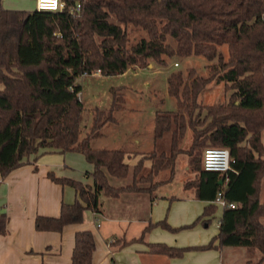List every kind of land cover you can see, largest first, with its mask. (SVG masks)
Segmentation results:
<instances>
[{
	"label": "trees",
	"instance_id": "obj_1",
	"mask_svg": "<svg viewBox=\"0 0 264 264\" xmlns=\"http://www.w3.org/2000/svg\"><path fill=\"white\" fill-rule=\"evenodd\" d=\"M65 1L67 7L54 12L6 9L0 0V173L7 177L45 148L81 152L94 164V171L88 173L94 177V188L50 175L74 186L80 200L63 204L59 217L38 216L37 230L61 231L68 224L82 223L86 210L103 212L102 197L153 195L161 182L156 177L166 170L173 175L181 145L191 131L188 154L198 176L185 188H195L198 198L211 201L223 188L226 199L236 203L235 208H223L214 240L264 255V0ZM77 3L81 10L72 14L70 8ZM135 31L144 33L132 40ZM222 46L227 47V58L220 51ZM192 56L217 59L219 66L207 77L193 70L186 76L181 71L170 74L168 92L177 111L155 113V148L136 165L125 161L124 148L93 145L107 123L117 122V113L124 107L125 96L117 87L111 88L109 107L95 108L92 128L84 134L82 85L77 81L82 74L100 71V75L114 76L133 65L146 68L154 61L166 66L170 58ZM214 78L224 82L231 94L227 101L203 105L200 96ZM201 109L205 115L195 119V111L200 116ZM167 133L170 146L166 150L158 143ZM204 147L230 150L225 187L220 184L223 177L206 171L203 158L200 163L194 155ZM146 159L152 164L141 174ZM129 177L131 182L121 183ZM215 209L209 204L196 222ZM5 226L3 219L0 232H6ZM157 226L176 230L161 221L148 225L139 240ZM133 241L125 240L121 246ZM213 246L212 241L197 248ZM95 247L91 231L78 232L73 264H93ZM151 248L171 257L191 249L162 243ZM263 262L264 256L256 264Z\"/></svg>",
	"mask_w": 264,
	"mask_h": 264
},
{
	"label": "crops",
	"instance_id": "obj_2",
	"mask_svg": "<svg viewBox=\"0 0 264 264\" xmlns=\"http://www.w3.org/2000/svg\"><path fill=\"white\" fill-rule=\"evenodd\" d=\"M2 4L6 9H36L35 0H2ZM151 66L153 63L148 67ZM127 74L128 71L119 76ZM125 85L121 86L126 87ZM155 113L145 126L130 132L132 134L128 140L123 136L111 140L112 136H109L108 131H104L109 124L119 123L117 117V122L107 123L102 128L99 137L93 141L95 147L124 148L125 161L131 166L136 165L155 148ZM107 137L109 140L104 142ZM151 164V159L145 160L146 167ZM93 171L94 164L81 152H61L45 148L37 155H32L28 163L14 169L7 177L4 178L0 173V226L2 220H6V232H0V264H73L76 234L83 231H91L95 237L93 264H234L239 256L244 258L246 264H253V259L247 255L250 248L221 246L218 239L214 240L219 233L223 212L219 213L215 209L213 214L205 215L196 222L203 215L205 208L214 202L198 198L195 188L184 189L193 195H188V198L196 197L200 200L194 204L196 207L192 208L188 202L181 209H171L167 216L158 208L160 201L165 202L167 196L158 197L153 194L151 209L140 206L133 209L128 206L132 198L136 197V201L144 194L124 193L117 198H105L104 201L113 206L112 210L105 207L101 213L86 210L82 223L68 224L61 231L37 230L38 216L59 217L63 204H73L80 200L79 192L74 186L57 182L50 175L79 181L94 188V177L88 174ZM263 187L264 178L262 191ZM215 218L216 228L208 230ZM161 221L176 230L157 226L148 232L144 240H139L148 225ZM133 239L135 241L132 243L121 246L123 241ZM212 241V248H197ZM157 243L191 249L183 256L171 257L154 252L151 244ZM260 254L263 255L262 252Z\"/></svg>",
	"mask_w": 264,
	"mask_h": 264
},
{
	"label": "rangeland",
	"instance_id": "obj_3",
	"mask_svg": "<svg viewBox=\"0 0 264 264\" xmlns=\"http://www.w3.org/2000/svg\"><path fill=\"white\" fill-rule=\"evenodd\" d=\"M143 33L144 32L140 31L132 32V40L140 38ZM220 51L224 53L226 58L228 57V50L226 46L220 47ZM151 63H153V66L146 68L133 65L127 70L128 74L124 76H102L94 74L78 78L77 81L83 86L81 97L84 104V111L82 114L81 124L84 128V134L89 133L92 128V117L95 108H106L110 106L112 100L110 88L117 87V90H119L125 96V101L123 103L124 107L117 113L119 123L109 124V126L104 128V131H108L109 136H112L111 140L117 136H123L128 140L129 136L132 134H130V132L145 126L155 111H164L167 113H173L177 111L176 102L168 92V77L172 72L181 71L183 75L186 76L190 70H193L196 75L207 77L214 73L215 65L219 66L217 59L209 61L203 56H192L188 58L173 57L168 59L166 66H160L154 61H151ZM123 84H126V87H122L121 85ZM230 94L231 91H228L225 88V83L217 82L214 78V80L202 92L200 100L202 101L203 105H212L217 101H227ZM205 113L206 110L201 109L199 116V111H195L194 118H203ZM169 137L170 134L167 133L164 138L159 141L158 146L160 148H166L167 150L170 146ZM108 140L109 139L107 137L104 138L103 141L107 142ZM192 142V132L188 131L181 145L183 152L177 158L175 171L173 172L174 175L171 176L170 172L166 170L161 172L156 177V180L161 182L154 191V195L158 197L167 196L165 199L166 201H160L158 206L159 210L165 212L164 216H167L171 209H181L188 202L192 208H195L196 206H194V204L199 203L198 201H200L196 197L195 199L193 197L188 198V195H193H191V192L188 190L185 191L184 189V183H192L190 181H193L198 176V171L194 169L191 164L192 157L188 154ZM93 145L96 146L94 143ZM205 148L208 147H204L202 149L200 148L194 153L200 163L203 158V150ZM147 170L148 167L144 168V170L141 171V174ZM129 182H131V177L123 180L121 183L127 184ZM151 196L152 195L150 193H146L142 195L141 199H137L136 201V197H133L131 204L128 206H131L133 209H136L139 206L140 208L151 209ZM261 197L264 200V187ZM193 199L195 201H193ZM102 200L104 201L105 197H102ZM215 206L219 213L223 212V208L218 205ZM103 207L110 208L111 210L113 208L111 203L107 201H104ZM163 220H165V218ZM216 221L217 219L215 218L212 222L213 224L211 223V225L208 227V230L211 228L214 229L216 226ZM247 255L253 259V264H256L258 260L264 256H261L260 252L256 249L250 250V252L248 251ZM234 264L246 263L244 262V258L239 256L236 257Z\"/></svg>",
	"mask_w": 264,
	"mask_h": 264
},
{
	"label": "built area",
	"instance_id": "obj_4",
	"mask_svg": "<svg viewBox=\"0 0 264 264\" xmlns=\"http://www.w3.org/2000/svg\"><path fill=\"white\" fill-rule=\"evenodd\" d=\"M67 7L65 0H36V8L39 11H62ZM81 10V4L77 3L76 5L70 8L72 14H78ZM94 74H100V71H97ZM84 73L80 77H85L88 75H94ZM82 92L79 93V99L82 101L81 97ZM231 153L228 148L225 147H208L205 149L203 154V163L204 169L206 171L218 172L222 177L223 186L225 187L229 182V171L231 170ZM215 205L220 206L221 208L230 207L235 208L236 203L230 202L226 199L224 194V189L218 191L215 200L213 201ZM100 225V224H98Z\"/></svg>",
	"mask_w": 264,
	"mask_h": 264
},
{
	"label": "water",
	"instance_id": "obj_5",
	"mask_svg": "<svg viewBox=\"0 0 264 264\" xmlns=\"http://www.w3.org/2000/svg\"><path fill=\"white\" fill-rule=\"evenodd\" d=\"M220 184H223V181H220Z\"/></svg>",
	"mask_w": 264,
	"mask_h": 264
}]
</instances>
